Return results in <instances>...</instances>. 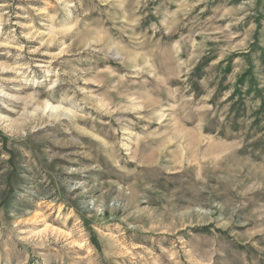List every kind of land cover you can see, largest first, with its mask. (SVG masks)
I'll list each match as a JSON object with an SVG mask.
<instances>
[{
	"label": "rangeland",
	"instance_id": "obj_1",
	"mask_svg": "<svg viewBox=\"0 0 264 264\" xmlns=\"http://www.w3.org/2000/svg\"><path fill=\"white\" fill-rule=\"evenodd\" d=\"M0 264H264V0H0Z\"/></svg>",
	"mask_w": 264,
	"mask_h": 264
}]
</instances>
